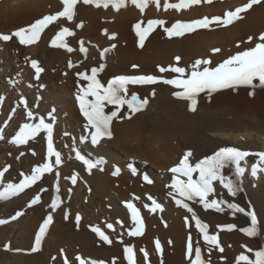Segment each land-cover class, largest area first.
Here are the masks:
<instances>
[{"label":"rangeland","instance_id":"rangeland-1","mask_svg":"<svg viewBox=\"0 0 264 264\" xmlns=\"http://www.w3.org/2000/svg\"><path fill=\"white\" fill-rule=\"evenodd\" d=\"M161 2H162V4L159 8H157L156 13H159L161 7L163 8V4H164L165 0H160V3ZM168 2L169 3H175V2H177V0H168ZM206 4H208V3L203 2V0H202V2L200 4L193 5L191 7V9L190 8L188 10L184 9V10H182V12L184 11L183 13H180L181 11H179V12L176 11V14H177V16H179L180 19H182L183 17L188 18V19H192L195 17V16L192 17V15L195 14V13L191 12L192 9L194 7H197V8L200 7L199 9L201 10L202 8H206V7H203V6H206ZM235 6L237 7L240 5L236 4ZM235 6H234V8H235ZM227 10H233V7L228 6ZM191 13H192V15H191ZM181 15H185V16H181ZM186 15H188V16H186ZM204 15H206V14H204ZM153 17H156V16H153ZM104 18L105 17L102 16V19H100L98 23L105 22ZM156 18L166 21V26H170L171 22L173 21L171 19H168V17H166V16L163 18H161V17H159V18L156 17ZM141 20H142V18L131 23L130 28L132 29V31H134L133 26L138 21H141ZM147 20H149V19L146 18L145 21H143V23L146 24ZM67 21H68V24L70 23V25L67 24L66 26L65 25H62V26L68 27L73 33L76 30L75 28L80 30L83 27V26L77 27V25L81 24V22H82V25L84 24L86 27L92 26L91 27L92 30H95V29L97 31L99 30L98 25L87 24L88 22L85 21L84 19H81V18H78V19L73 18L72 21H69V20H67ZM78 21H79V23L76 25V22H78ZM54 24H58V22H56ZM105 24L106 23H103L101 26H99L101 28L99 31V34L101 35V33H102L101 36L103 38H105V39L102 38V41H100V42H98V40L91 41L89 39H88V41H89L88 42L87 36H89V35L86 34V36H85L84 35L85 33L82 30H80L79 35L82 37L81 38L79 37V40L76 37L73 40V47H71V48L75 49L73 51V54L74 53H84V56H86V55L87 56L83 58L84 60L81 59V61L79 62L80 59H78V58L76 60L73 59V57H72L73 54H72L70 56V60L72 61L74 66L71 68L68 67V64L66 65L67 60L62 61V63H59L58 59L56 60V58H55L53 60L54 62L50 63L48 58H46V56H48V54L44 53L42 55V53L39 52L40 48H38V46L36 47L37 50L35 48V51L32 52L28 48V46L20 45L18 42V39H16V38H13L9 42H1V44L5 43L6 47L0 46V48H1L0 51L3 52L4 49H6L7 47L10 48L11 49L10 52L12 53L11 57H13V58L12 59L10 58L11 59L10 61H8L7 59L5 60V58L0 61V93H1L0 95L5 97L3 105L0 106V108H1L0 109V115L2 114L0 116V118H2L1 123H0V127L3 126L6 128L5 134L3 136H0V138L5 139L4 140L5 148H1V150H0V169H2L5 165H11L9 172L5 174V179L4 178L0 179V187H2L4 183H7L9 181L19 182L20 179H22V175H21L22 173L23 174H30L31 169L34 166L44 162L47 158V156H46L47 155L46 133H41L37 138L31 140L27 145H23V146H15L9 142L11 139V136L14 135V133L16 131L19 130V127L23 123L34 122V120H30L26 117L27 109L19 103L21 98H24L27 101V108L31 109L34 112L35 117L45 116V118L47 119V113L49 111H51L53 108H55L56 120L53 122L54 123V133H53L54 147L62 153V157H63V163L60 166H58V171L60 172L59 193H57L55 186H54L55 182H56L55 172L48 173V174H45L44 177L40 181H38L36 185H33L29 189H26L23 194H20L15 198H10L7 201V204L5 207H0V219H5V220L9 221L8 223L0 224V251H2V252H0V259H1L0 263L1 264H9V263L13 264V262H14V264H24V263L26 264L29 261L30 255H33V254L35 255L38 253L43 255L46 252H47L48 257L50 259L47 258V261L45 260V264L48 261H50V262H48L47 264H64V262H63L64 256L68 257L70 264H78V262L75 260V257L77 254L81 255L85 259L91 258V259H97V260H104V261L109 262V263L112 262L111 261L112 259L108 261V260L102 258L101 256L99 258L96 255H91V254L87 255L85 253V251L79 245L80 240L76 241L72 238H69V236H68V234H71L80 228V227H77L76 222H75V216L77 214H79L81 216V221L79 223V226H82V224H84L86 219H87L85 216L86 215L85 212L87 210L86 209V207H87L86 201H84V199H82L81 193L85 190L87 193L90 194V193H92L91 191H93V189H94L93 184L88 180L89 179L88 174H90V173L86 170V167L83 165V163L81 161H78L75 159V153L73 151V147L79 148L81 150L82 154H84L87 158H91L93 160H95L97 158H103V160L105 161V163L103 164V167L107 164H111L114 167V171L118 167L120 169L119 173L126 172L127 176L130 175L128 177H131L133 179L137 178V184L140 186V188L144 189L145 186L151 184V183L146 182L143 179L145 174H147L149 176V179L152 182L156 178H158V179L160 178V180L163 181V186L164 185L165 186H164V189H162V191H160V193H155L153 190H149L146 193L138 190V193H135V191H133L134 189L129 190V188H132L131 184L133 182L130 184H128V182L125 183L127 185V186L126 185L125 186L128 189H127L126 193H123L122 195L118 192H113V189H111V191L109 190V192H106L105 194L102 193L101 190H98V194L100 196L103 195L100 197L101 199L99 200V202L102 205H104L105 208L111 209L113 202H111L112 200H110V198H108L107 195H108V193L109 194L115 193V196L119 198V199L117 198V200L118 201L120 200L119 201L120 204L123 203L125 205V203H124L125 201H132L138 208H140V210H142L144 208V202L149 201L148 200L149 195L152 196L154 199L157 198L158 196L162 195L164 198H166V203H165L163 208L165 211L167 210L169 212L168 216L169 215L172 216L175 213V215L172 217H176L179 214L181 225L182 224L184 225V226L182 225L183 228L181 227L182 231L184 232L183 233L184 236H182V238H184V245H185L184 246V256H183L184 260H183L182 264H188L189 263V258L186 256V248H187V242H188L189 235H192L191 236L192 242L194 241V243L195 242L197 243L198 242L197 237H200V233L198 232V229H196V227L194 225L195 223H193L194 221L189 219L188 224L186 225V223H185V217L187 216V217L191 218V214L188 213L187 210L177 207L176 204H174L175 202L172 200V198L168 196L169 191H171L169 185L171 184V182L174 178V174L170 171V169L179 163V161L183 157L185 151H187L189 149L192 151V156L189 158V161L193 165L196 162H198L200 159H202L204 156L211 155L213 152L218 150L220 147L231 146L232 144L233 145L231 147H238L241 150H245V151L255 152V151L264 150V148H263V146H264V143H263L264 135H261L259 133H258L259 138H261L262 141L260 139L257 140L258 144L257 145L254 144L255 146L253 145L252 150L249 149V147H247V149H246V147L244 148L241 146L240 140L243 137H242V135L240 136V134H242V133H239L240 131L239 132L231 131L230 135L226 139L227 140L226 145L225 144L224 145H218L219 144L218 141L216 142V140L214 138H213L214 141L210 140V138L208 136H206L205 134H202L201 132L198 133V135H197V133H193V134H191L192 138L191 137L187 138V140H188L187 145L178 151L179 153H178V155H176L177 159L175 158V161H173L170 164V166L168 163H165V166H161V168L160 167L158 168L155 166L156 165L155 162L157 163V161L155 159H152V160L141 159L142 157L138 156L139 153H142L143 147H145V149H144L145 151H146V148L148 149V147H147V144L144 142H141L143 144L142 147H138V145H137L138 143L136 142L135 139H133L129 144H127L123 148L115 147V146H112L109 143H107L109 138L102 139L98 145H94V146L90 143V140L85 142V144L84 143L81 144L80 143V137L82 135H86L87 132L84 131V128H82L84 126L80 125V123L81 124L83 123V125H85L87 123V121L84 118V116H81L82 113L79 110L78 102L75 98V93H76L78 87H85L87 84V81H84L82 78H80L77 75L78 72L84 71L90 75L91 74V68L99 67V65L101 63H104V64H106V67L101 72H99L97 74V78L101 81V83H103L105 85L107 84L109 79H111L114 76H118V75H142V74L147 75V74H151V75H158V76L162 75L166 79L174 78V77H177L179 75L177 73L173 74V72L170 74H168V72L160 73L158 70V67L153 68L152 66L150 67L149 65H142L141 66L138 64L139 67L137 69H133L132 65L137 64V62H134L133 64L131 63L129 65L127 64V66H123L121 64L115 63V61H114V56L116 53L115 51H116V47L118 45L117 43H119L118 41H116L117 40V31L116 30L114 31L113 29L111 30V28L109 26H107V24L106 25ZM13 27H15V26H13ZM13 27L7 28V31H1L0 33H5V34L11 33L12 30H15L19 27H24V26L20 25L14 29H13ZM10 29H11V31H9ZM105 30H107V35L105 34ZM57 32H53V33L48 35L47 44L51 45L50 40L52 38H50V36L52 34L55 35ZM82 32H83V34H82ZM115 32H116L115 38L110 39L109 37L111 36V34L115 33ZM74 35H75V33H74ZM73 36H69V37L74 38ZM136 38H137V43H138V37L136 36L135 31H134L133 39L135 40V42H136ZM81 41L83 42V46L86 50L88 47H92L94 49L93 51L97 54L96 57L99 56V60H98V58H97V60L94 58L95 54L89 53L91 48H88L86 54H85V52H82L80 50ZM76 43H77V45H76ZM113 44L115 45V47L112 48V50L110 52H108L106 54V56L102 59L101 55H100L101 51L105 48L111 47ZM15 46L16 47H18V46L27 47L24 50L22 49V56L20 57L21 60H20V58H18L16 56V52L14 51ZM51 47L55 48L53 46H51ZM23 51H24V53H23ZM51 51H53V50H51ZM33 54H35V55H33ZM5 55L8 56V53H6ZM26 57L28 58L27 60H26ZM109 57H110V59H108ZM32 59L37 60L39 62V65L44 69V71L40 74V78L38 80L34 77L35 76V70L31 67V64H30V61ZM47 63H50L49 66ZM18 66H19V68H17ZM84 67H86V68H84ZM16 69H17V71H16ZM24 71H26V72H24ZM22 72H24L25 76L27 77V78H23L24 80L21 79L22 74H23ZM135 72H137V73H135ZM13 81L15 83H13ZM40 85H44V87H40ZM62 85L64 88L62 87ZM5 87H6V91H5ZM159 87L174 88L173 86L167 85L164 83H157L155 85H129V94L137 93L142 99L147 97L148 100L150 101V99L154 97V96H152L153 90H155V95H156L158 93V91L160 90ZM65 89H66V91H65ZM258 90H259V88H257V90H255L254 96H249L248 92L250 91V89H248V88L240 87L238 90H235V91L228 89L225 91L223 90L224 92L220 91V95H219V92H218V94H216V93L212 94L211 99H215L216 97L228 98V96H230L229 98H232V99L234 98V100H237V99H239V97H242L243 102L253 103L257 100L258 93H259ZM60 91L66 95L67 101L72 102V104L75 106V108L72 106V108H74V111H75L74 113H65L62 110L60 104L57 102L58 98L55 100V97H58V95H59L58 92H60ZM6 92H7L8 96H7ZM205 97H206V95L204 93H201V95L199 96V98H205ZM7 99H8V101H7ZM89 99H91V97H89ZM7 105H9V106H7ZM187 106H188V103H187ZM13 108L16 109V112H15L16 115L15 114L12 115L9 122L5 125L3 122L8 120L9 114ZM145 109H143L141 111L143 112V111H145ZM112 110H113V106H111V105H108L105 108L106 112H110ZM17 111L18 112L20 111V112L18 113ZM152 111H153V113H151V117H152L151 122H152V120L157 122L159 120V117L156 116V113L159 112V108L156 107V109H154ZM164 111H163L164 114L172 117L171 111H169L168 109L164 110ZM166 111H168V112H166ZM222 111L224 114H225V112H228V111L230 112L229 109H223ZM126 112H127V107L125 106L124 108L121 109V114H125ZM135 114H137V113H135ZM135 114L132 115L131 119H128V120L135 119V122H136V118H135L136 115ZM230 114H231V112H230ZM79 115H80V118H79ZM227 115H229V114H227ZM177 119L178 118H176L175 121ZM114 121L120 122L121 120H114ZM178 121H180V120H177V122ZM75 128H77V129H75ZM150 129H152V127L148 124V125L143 126L142 130H144L143 132L145 134H149V132H151ZM197 132H198V130H197ZM65 133H67L68 135H65ZM172 133L173 132L171 129H168V130L166 129L161 134H164L163 136H166L165 138L166 139L168 138L167 140L172 139L171 141L173 143L175 142L174 144L178 145V144H182L184 142L183 140H185L186 136L182 137V134L174 135ZM253 133H255V132H253ZM235 134H237L239 136L236 137ZM198 138H199V140H198ZM203 138H205V139H203ZM255 138L256 137L252 136L250 140H256ZM103 140H105V141H103ZM149 140L151 142L150 145L154 146L155 143L153 142V139L150 138ZM74 141H75V144L73 143ZM206 143H208V144L210 143V144L208 145ZM212 143H214V145ZM210 145L212 147H209ZM103 146L105 147V149L100 150L101 148H104ZM205 147L206 148L208 147L209 149L208 148L205 149ZM213 147H215V148H213ZM93 148H94V150H93ZM97 148H99V153L97 152V150H98ZM153 148L154 147H151L150 149H153ZM101 151H103V152H101ZM33 152L35 153V155H33ZM149 152L151 154L155 155L153 150H150ZM20 153H24V155L21 156ZM95 153H96V156H95ZM108 153H110V154H108ZM113 154H114V156H110ZM149 156H151V155H149ZM156 157H157V155L155 156V158ZM252 162H254V158H249V160L247 159L245 161V164L249 165V169H250V164ZM129 164L133 165L136 168L135 174H133L131 169L128 167ZM64 166H65V169L63 168ZM97 169H99V168L93 169L92 172L97 171ZM227 170L228 171L224 170L225 175L229 174L230 170L229 169H227ZM114 171L111 170V173H109L110 176L113 177L112 178L113 180H111V183L114 182L113 183V184H115L114 186L118 188V186H119L118 181H117V179L115 181V178H114L115 176L118 177V175H112V173ZM247 173L248 172L246 171V175L242 177L243 179H245V181H248L251 177H252V179H250L249 181L259 180V179H262L264 176V173L258 174L255 177L250 174L251 172H249V174H247ZM73 174H78V181L75 185H73L71 183V180L68 179V177H71ZM180 178L186 179L185 177H180ZM193 179H198V173L193 174ZM243 179H242V181H244ZM113 184H112V186H113ZM89 188L91 189V191H89ZM41 189H47V191L42 192ZM69 189H71V191H69ZM37 193H39L41 196L40 203L38 205H35L32 207H27V204L30 201V199L34 195H36ZM119 194H120V196H119ZM57 195H59V197L62 199L63 203L61 204V206L58 209L53 210L50 207L51 201ZM218 195H220V196L216 195V197L221 198V194H218ZM136 197H139L140 200L138 199L139 200L138 201L136 199ZM167 198H170V199H167ZM223 199H225V198H223ZM230 202L237 203V201H231V200H230ZM189 203H190V206L193 207V209L197 212L198 216L204 222H206L208 225H209V223H208L209 220L207 218L208 213L212 212V214L221 215V218H223L225 220V221L219 220L220 222L217 223V226L218 225H226V224H235V225H237V227L234 230H238L239 228L241 229V228L247 226V225H241L240 227H238V224L235 222V218H234L232 210H229L227 208H225L224 212L218 213V212H215L214 210H211V209L204 210L203 206L200 205L199 203H196V202H189ZM172 204H173V206H172ZM140 205H142L143 207ZM175 206H176V208H175ZM166 207H167V209H166ZM174 210H176V211L174 212ZM17 211H23L25 214L23 216L19 217L18 219H16L15 221L10 220V217L12 215H14ZM65 211H68L70 213L68 219H65ZM180 211L183 214H180ZM246 211H247V207H246ZM50 212L53 215V223L51 225H53L55 227H53L52 229L49 228L46 236L44 237V239L42 241L41 250L37 253H30L27 250H29L30 247L34 243L35 233L38 231L39 225L42 223L43 219ZM161 214L160 213L158 215L153 214V216H154L153 219L158 218L157 221L159 223L157 225L161 226L162 229L165 231V230H167L168 226L170 225L169 223H171L173 218H171L170 216L169 217L166 216L167 218L164 217L163 219H161L160 218ZM237 214H239V212H237L236 215ZM181 215H183V218ZM33 218L36 220V222H34L35 220ZM245 218L247 220L249 219L247 216H245ZM91 219H92V221L89 222L86 225V227L89 229H92V227H98V226L100 228L103 227L102 230H106V233L110 235V238L113 239V241L115 243L123 245L122 250H121L122 252H123V248L125 246H132L134 248V250L136 251L137 264H152L151 261L153 259H154V261H157V264H161V260H162V264H165L164 263L165 249H166V251L168 249L170 250L172 243H169V241H171V238H170L169 234H166V233L160 234V232L159 233L154 232V229H156L157 225H154V227L152 226L153 227L151 229L152 232L150 233L148 238H145V237L141 238V236L132 237V236H129L128 234L126 235L124 230H123V227H121L120 225H116V220H114L110 216L109 217H107V216L92 217ZM108 223H113L114 225H116L115 228L114 229H107L106 226ZM192 223H193V225H192ZM249 224H250V222H249ZM131 227H132V222H131L130 228ZM210 227H212V226L209 225V233L210 234H216V235H218V238L222 237L220 235L221 234L220 233L221 228L216 229L217 231L216 230L214 231V229H212ZM221 230H226V229H221ZM91 232H93V231L91 230ZM185 232H187V234ZM112 233H113V235H112ZM193 233H194V235H193ZM58 235H59V237H58ZM195 237H196V239H195ZM262 237H264V234L261 235V239H262ZM156 239H159L161 242V245L163 248L162 257H161V254L157 253L155 250V240ZM48 240L51 242L50 244H47L46 241H48ZM223 240H226V239H223ZM200 242H204V241H202L200 238L199 243ZM6 244H8L10 246L9 249H5L4 245H6ZM254 245L256 246L253 248L254 251L258 250L260 247H264L263 243L254 244ZM166 246L168 249L166 248ZM245 246L249 247L247 244H240L239 245L240 251L236 252V254L234 255V258L232 260H229V259H231V258H229L231 255L226 257V258L225 257L223 258V256L221 255L220 258L216 257L214 264H245V262H243V261L238 262V260H237V258L239 257L240 254L247 252V248ZM220 247L223 248L222 245H220ZM16 249H21L22 251L17 252V251H15ZM61 249L64 250L63 254L61 253ZM140 249H145L149 253L148 262L145 261L143 253L140 252ZM169 250H168V252H170ZM214 250L215 251L218 250L217 251L218 253H222L219 251L218 248L217 249L214 248L213 251ZM244 254H246V253H244ZM249 255L251 258L252 257L251 255H254V254H249ZM52 257H55L56 259L53 260ZM111 257H113V255H111ZM227 258H229V259H227ZM253 258H254V256H253ZM2 259H3V261H2ZM122 259H123L124 264H127V261L124 257V253H123ZM12 260H14V261H12ZM225 260H227V261H225ZM1 261L4 263H2ZM5 262H7V263H5ZM116 264H118V262Z\"/></svg>","mask_w":264,"mask_h":264},{"label":"bare ground","instance_id":"bare-ground-1","mask_svg":"<svg viewBox=\"0 0 264 264\" xmlns=\"http://www.w3.org/2000/svg\"><path fill=\"white\" fill-rule=\"evenodd\" d=\"M246 1L247 0H212V3L206 4V6H203L206 8H202L201 10L199 9L200 7H198V8L194 7L191 12H193L195 14L192 15V13H191V15H192V17H194V16L195 17L192 19L201 18L203 16L211 17L213 15H222L223 12L227 10L228 6L233 7V10H234L235 9L234 6L236 4L242 5ZM161 4H162V2L160 3V6H161ZM62 8H63L62 0H0V32L1 31H7V28H10L13 26H15V27H13V29L16 28L17 26H20V25L21 26H27V25L33 23L36 19L42 18L43 15L54 14L57 11H61ZM156 12H157V6L154 3H149V5L146 7L144 13L142 14L138 8H136L132 5H128L126 8L121 9L119 12H117L114 9H112L111 6L107 9H104L103 7L98 9L95 6L85 5L83 2H78L77 6L75 8V15H74L75 17L74 18L84 19L85 21L88 22L87 24L98 25L99 30L97 31L96 29L92 30L91 29L92 26L86 27L83 24V27L80 30H82L85 33L84 34L85 36H86V34L89 35V36H87V41H88V39L91 41H95V40H98V42L102 41L103 37L101 36L102 33H101V35L99 34V31L101 29L99 26H101L103 23H106L107 26H109L111 28V30L113 29L114 31L115 30L117 31V40L116 41H118L119 43L116 42L118 45L116 47V51H115L116 53L114 56L115 63L121 64L123 66H127V64L129 65L131 63L133 64L134 62H137V65L139 64L141 66L142 65H149L150 67L152 66L154 68V67H157L159 65V66L167 67L170 64H177V62L175 61L174 58L176 56H179V57H181V60L179 61L178 66L184 67L187 70L186 73L184 74L185 77L187 76L188 72H190V65L197 58H209L210 57L211 61H212L210 66L215 67L218 63L222 62L224 59H227L229 56L234 55L237 52L246 50L248 48L254 47L255 43L259 42V40H258L259 34L264 32V2H262L261 4L254 5L246 13L242 14L243 19L236 21L235 23H233L230 26L216 27L215 25H213L210 29L197 30L196 33L186 34L184 37L168 38L167 35L163 31V27L157 26L155 28V30L146 39L144 47H139L138 43H137V38H136V42L133 39L134 31H132V29L130 28L131 23H133V22H135L141 18H142L141 21H145L146 18L157 19L156 17L163 18L165 16L168 17V19L173 20L171 23L175 22L176 20H185L186 21L188 19V18H184V17L182 19H180L179 16H177V14H176V10H174V9L165 10L164 8L161 7L159 13H156ZM183 12L181 10L180 13H183ZM204 14H206V15H204ZM102 16L105 17L104 18L105 22L98 23L99 20L102 19ZM153 16H156V17H153ZM181 16H185V15H181ZM186 16H188V15H186ZM188 20H191V19H188ZM54 23H56V21L52 22L42 32L41 38L36 44L29 45L28 48L33 52V51H35V48L38 46V48H40L39 52L42 53V55L44 53L48 54V56H46V58H48L50 63L54 62L53 60L56 58V60L58 59L59 63H62V61L67 60L66 61V65H67L69 62L68 60H70V56L73 54V51L75 49H73L72 53H69L66 49H63V48H58V47L52 48L51 45L47 44V38H48L49 34L59 31L60 28L63 27L62 25L66 26L68 24V21H67L66 17H62V18H59L58 24H54ZM78 23H79V21L76 22V25ZM68 25H70V23ZM75 29H76L74 31L75 35L73 36L74 38H71L69 36L65 37V41L68 43V45L70 47H73V40L76 37L78 40H79V37L80 38L82 37L79 35L80 30H78L77 28H75ZM9 31H11V29ZM83 32H82V34H83ZM52 35L50 36V38H53L56 34L55 35L52 34ZM248 36H252L253 40L248 41V39H247ZM103 39H105V38H103ZM76 45H77V43H76ZM0 46L6 47L5 43L1 44V42H0ZM213 47H218L221 49V51L219 53L213 54L210 51ZM26 48L27 47H23V46H18V47L15 46L14 51L16 52V56L18 58H20L22 56V49L24 50ZM88 48H91L89 53L95 54L94 58L96 60L98 58V60H99V56L96 57L97 54L93 51L94 49L92 47H88ZM88 48H87V50H88ZM36 50H37V48H36ZM51 50H53V51H51ZM10 51H11V49L8 47L6 49H4L3 52L0 51L1 52L0 53V61L4 58H5V60L7 59L8 61H10L13 58V57H11L12 53ZM6 53H8V56L5 55ZM23 53H24V51H23ZM33 55H35V54H33ZM86 56H84V53H74L72 55L73 59H75V60L77 58L80 59L79 62L81 61V59H83ZM108 59H110V57ZM20 60H21V58H20ZM50 63H47L48 66ZM17 68H19V66ZM84 68H86V67H84ZM16 71H17V69H16ZM24 72H26V71H24ZM24 72H22L23 73L22 78H21L22 80H24L23 78H27L25 76ZM135 73H137V72H135ZM170 73H172V72L169 71L168 74H170ZM62 87H63V85H62ZM159 88H160V90L158 91V93L153 98L150 99L149 104L147 105L145 111H143V112L141 111V112H138L137 114H135L136 115L135 116L136 122H135V119H132V120L125 119L123 121L121 120L120 122L113 121V123H112L113 136H112V138L108 139V141L106 140L107 143H109L110 145L115 146V147L123 148L124 146L129 144L133 139H135L136 142L138 143L137 144L138 147H142L143 144L141 142H144L147 144L148 149L146 148V151H145L144 150L145 147H143L142 153H139L138 156H141L142 157V158L140 157L141 159H150V160L155 159L157 161V163L155 162V164H156L155 166L158 168L159 167L161 168V166H165V163H168L170 166V164L173 161H175L176 155H178V153H179L178 151L187 145V143H188L187 138L191 137L192 136L191 134H193V133H197V135H198V133L201 132L202 134H205L206 136H208L210 138V140L214 141V139H215L216 142L218 141V143H219L218 145H224V144L226 145L227 144L226 139L230 135L231 131H233V132H235V131L239 132L240 131L239 133H242V134H240V136L242 135V137H243L240 140L241 146L244 148L246 147V149H247V147H249V149H251V150L253 149L254 144H256V145L258 144L257 140H259V139L261 140V138H259V134L264 135V89L259 88L257 100L253 103L243 102L242 97H239V99H237V100H234V98L233 99L229 98L230 96H228V98L216 97L215 99H211V100H209L207 96L205 98H199L197 110L195 112H192V111H189V109L187 108L188 107L187 101L177 99L172 95V93L174 91H177V89L167 88V87H159ZM5 91H6V87H5ZM65 91H66V89H65ZM224 91H222V92H224ZM58 93H59V95H58V97H55V100L58 98L57 102L60 104L62 110L65 113H74L75 112L74 111L75 106L72 104V102L67 101L66 95L64 93H62L61 91ZM6 94H7V92H6ZM216 94H218V93H216ZM219 95H220V92H219ZM7 96H8V94H7ZM7 101H8V99H7ZM7 106H9V105H7ZM72 106L74 108H72ZM156 107L159 108V112L156 113V116L159 117V120L157 122L152 120V122H151V118H152L151 113H153L152 110L156 109ZM167 109L169 111H171L172 117L163 113V111L167 110ZM223 109H229L231 114L228 111L229 113L225 112V114H226L225 115L222 111ZM166 112H168V111H166ZM227 114H229V115H227ZM81 116H83V115H81ZM79 118H80V115H79ZM176 118H178L177 120H180L181 122L178 121L179 122L178 123L177 120L175 121ZM1 120H2V118H0V123H1ZM148 124L152 127V129H150L151 132H149V134H145L143 132L144 130H142V129H143V126L148 125ZM80 125L84 126L83 123L82 124L80 123ZM82 128H84V127H82ZM75 129H77V128H75ZM166 129L167 130L171 129L173 132L172 134H174V135L182 134V137L186 136L185 140H183L184 142L182 144L177 145V144H174L175 142L173 143L171 141L172 139L167 140L168 138L166 139L165 138L166 136H163L164 134H161ZM197 130H198V132H197ZM84 131H86L85 128H84ZM253 132H255V133H253ZM235 136L237 137L239 135L235 134ZM252 136L256 137L255 138L256 140H250ZM150 138L153 139V142L155 143L154 146L150 145V143H151L149 140ZM103 139H106V138H103ZM203 139H205V138H203ZM4 140L5 139L0 138V150H1V148H5ZM198 140H199V138H198ZM103 141H105V140H103ZM263 143H264V140H263ZM206 144H208V143H206ZM212 144L214 145V143H212ZM151 147H154V148L150 149ZM209 147H212V146L210 145ZM207 148L205 147V149H207ZM213 148H215V147H213ZM263 148H264V146H263ZM97 149H98L97 152L99 153V148H97ZM103 149H105V147L101 148L100 150H103ZM93 150H94V148H93ZM148 150L149 151L153 150L155 155L151 154ZM101 152H103V151H101ZM108 154H110V153H108ZM149 155H151V156H149ZM156 155H157V157L155 158ZM95 156H96V153H95ZM110 156H114V154L110 155ZM246 165L248 166V167H246V171L248 172L247 174H249V172H250L249 165L248 164H246ZM65 166L63 167L64 169H65ZM111 170L114 171V167L111 164H107L103 167V171L97 169V171H94L91 174H88V178H89L88 180L93 184L94 189H93V191H91L92 193H90V194L87 193L85 190L81 193L82 199H84V201H86V206H87L86 209L87 210L85 212V214H86L85 216L87 219H86L85 223L82 224V226H79L80 228L77 229V231H74L73 233L68 234V236H69V238H72L76 241L80 240L79 245L85 251V253L87 255H90V254L96 255L99 258L101 256L102 258H104L108 261L111 259L113 260V258H116V263L118 262V264H124L123 259H122L123 252L121 251L122 246H123L122 244H117L114 241L111 245L105 244L99 240L98 236L95 233L91 232V229L86 227V225L92 221V219H91L92 217H100V216H107V217L110 216L111 218H113L116 221L118 219L123 221V230H124L126 235H127V233H126L127 229H129L131 226L130 213L123 203L122 204L119 203L120 200L119 201L117 200L118 197L115 196V193H113V194L108 193L107 196H108V198H110V200H112L111 202H113V205H112L111 209H107V208H105L104 205H102L99 202V200L101 199L100 197L103 195L100 196L98 194V190H101V192L105 194L106 192H109V190L111 191V189H113V192H118L122 195L123 193H126V191L128 189L126 187L127 185L125 183L128 182V184H130L133 182L131 184L132 188H129V190L134 189L133 191H135V193H138V190H140L141 192H144V193L148 192L149 190H153L155 193H160V191H162V189H164L165 185L163 186V181H161L160 178L159 179L156 178L153 180V182L150 185L145 186L143 189V188H140V186L137 184V178L133 179L131 177H128L130 175L127 176L126 172H122V173L118 174V177H116V176L114 177L115 181H116V179L118 181L119 186L117 188L114 186L115 185V184H113L114 182L111 183V180H113L112 179L113 177H111L109 174V173H111ZM225 170L228 171L227 169H225ZM245 175H246V173H245ZM4 179H5V177H4ZM250 179H252V177ZM243 180L244 181H242V191L240 193H238L237 196H235V197H230L227 193V190L223 189L222 186H220L218 182H215L214 187L216 188V195L220 196L218 194H221V198L223 197L229 201L230 200L231 201H237L238 205L243 207L245 210H246V207H247V210L254 209L258 215L259 228H260L261 235H263L264 234V176L262 179L254 180V181H249V180L245 181V179H243ZM112 184H113V186H112ZM120 194H119V196H120ZM161 196H158L155 199L158 202H160L164 207V205L166 203V198H164L163 196L161 197ZM167 199H170V198H167ZM6 204H7V202H0V207H5ZM145 204L150 205L151 201H145L144 205ZM140 206H142V205H140ZM172 206H173V204H172ZM175 208H176V206H175ZM166 209H167V207H166ZM166 211L164 210L163 212L157 211L155 213H152L145 207L141 210L142 218H143L144 223H145V231H144V234L141 236V238H144V237L148 238L150 233L152 232L151 229L154 227V225H157L159 223L157 221L158 218L153 219V217H154L153 214L158 215L159 213L160 214L162 213L160 215V218L163 219L166 216L167 217L170 216V215L168 216L169 212L168 211L166 212ZM175 211L176 210H174V212ZM180 214H183V213H181V211H180ZM174 215H175V213H174ZM174 215H172V216H174ZM172 216H170V217L173 219H172L171 223H169L170 225L168 224L169 226H168L167 230L164 231L161 226L157 225L156 229H154V232H157V233L160 232V234H163V233L169 234V236L171 238L172 246H171L170 250L166 246V248L170 252H168V250L166 251V249H165L164 263L165 264H182V262L184 260L183 256H184V246H185L184 245V238H182V236H184V234H183L184 232L181 229L183 224L181 225L179 214L176 217H172ZM181 216L183 218V215H181ZM207 218L209 220V222H208L209 225L212 226L210 228L214 229V231L216 229H220L217 227V223L220 222L219 220H224L223 218H221V215L212 214V212L208 213ZM234 218H235V222L238 224V227H240L241 225L249 226V222H250L249 219L250 218L248 219L249 220L248 221L245 218V215L243 213H241V214L239 213L237 215L235 214ZM189 219H191V218H189ZM34 222H36V220ZM193 223H195V222H193ZM193 223H192V225H193ZM53 227H55V226L51 225L49 228L52 229ZM102 228L103 227H101V229ZM239 229L238 230H232V231L220 229V233H221L220 235L222 237L218 238V240H219V244L222 245L224 248L222 253H218L217 252L218 250L217 251L212 250L211 253H209L207 250V245L204 242H200L199 246L201 247L202 257L206 260L207 259L210 260V262L212 264H214L216 257L220 258L221 255L223 256V258L224 257L226 258V257L231 255L229 257L231 259H229V258H227V259L232 260L234 258V255L236 254V252L240 251V247H239L240 244H247L252 249L254 247H256L254 244H261V243L264 244V239L263 238L261 239V235L257 236V237H249L246 234H244L243 232H241ZM185 233L187 234V232H185ZM59 235H58V237H59ZM112 235H113V233H112ZM193 235H194V233H193ZM197 238H198V242L200 241V238L203 241L202 234H200V237H197ZM195 239H196V237H195ZM223 239H226V240H223ZM49 240L46 241L47 244L51 243ZM195 246H196V242L194 243V241H193V247L195 248ZM0 252H2V251H0ZM244 253H246L248 255L250 254L248 252H244ZM111 255H113V257H111ZM251 256H252L251 258H253L254 255H251ZM47 258H49L47 252L44 253L43 255H41L39 253L35 254V255L33 254V255L29 256V261L26 264H45V260L47 261ZM2 261H3V259H2ZM12 261H14V260H12ZM225 261H227V260H225ZM48 262H50V261H48ZM48 262H46V264ZM151 262H152V264H157V261H154V259ZM2 263H4V262H2ZM5 263H7V262H5ZM13 264H14V262H13ZM109 264H111V263H109Z\"/></svg>","mask_w":264,"mask_h":264},{"label":"snow or ice","instance_id":"snow-or-ice-1","mask_svg":"<svg viewBox=\"0 0 264 264\" xmlns=\"http://www.w3.org/2000/svg\"><path fill=\"white\" fill-rule=\"evenodd\" d=\"M78 2H83L85 5L95 6L96 8L103 7L107 9L111 6L112 9L119 12L121 9L126 8L128 5H132L139 9L143 14L149 3H154L157 8L160 7V0H62L63 8L61 11H57L54 14H45L42 18L36 19L33 23L19 27L13 30L11 33H0V42H9L13 38L18 39L20 45L29 46L36 44L40 38L42 32L54 21L59 22V18L66 17L67 20L72 21L75 15V8ZM202 0H177L175 3H169L165 0L163 8L165 10L174 9L181 11L189 9L193 5H198ZM206 3H212V0H203ZM264 2V0H247L240 6L235 7L234 10H226L222 15H213L211 17L203 16L201 18L191 20H176L171 23L170 26H166V21L162 19H149L144 24L143 21H138L133 27L136 36L138 37V46L144 47L145 41L148 36L155 30L157 26L163 27L164 33L168 38L184 37L186 34H194L197 30L210 29L213 25L216 27H227L243 19L244 13L251 9L254 5H258ZM82 23L77 27H82ZM107 35V30H105ZM74 33L68 27H61L60 30L50 41L51 46L66 49L69 53L73 49L65 41L66 36H73ZM116 33H112L110 39L115 38ZM248 41H252L253 37L248 36ZM259 42L255 43L254 47L237 52L234 55L229 56L222 62L218 63L215 67H211V58H197L190 65V72L185 77L186 69L178 66L181 57L176 56L174 59L177 64H170L167 67L157 66L160 73L173 72L179 74V76L166 79L160 75H118L108 80L107 84L101 83L97 78V74L101 72L106 64L101 63L99 67L91 68V74H87L84 71L78 72L77 75L84 81H87L85 87H78L75 98L78 102L79 110L86 119L87 123L84 125L87 134L80 137V143L83 144L90 140L92 145H98L103 138H112V123L114 120L130 119L132 115L145 109L149 103L147 97L141 98L137 93L129 94V85H155L157 83H164L173 86L177 91H174L172 95L181 100L188 102L189 111L195 112L199 103V96L204 93L209 100L212 98L213 93H218L223 90L231 89L233 91L238 90L240 87L250 89L249 96L255 95L257 88L264 89V32L258 36ZM112 45L109 48H105L101 51L100 55L103 59L108 52L114 48ZM80 50L87 53V50L83 46L81 41ZM211 53L216 54L221 51L218 47H213ZM28 58L26 57V60ZM31 67L35 70V78L38 80L40 74L44 69L39 65V62L35 59L30 61ZM71 60L68 62V67H73ZM139 65L133 64L132 68L137 69ZM13 83H15L13 81ZM79 83V82H78ZM44 87V85H40ZM152 96H155V90L152 92ZM91 97V99H89ZM5 97L0 95V106L3 105ZM19 103L23 105L26 111V117L34 122H25L19 130L11 136L10 143L15 146L27 145L31 140L37 138L41 133H46L47 141V158L44 162L34 166L31 169L30 174H21L22 179L19 182H7L0 187V202H7L10 198H15L20 194H23L26 189L36 185L45 174L55 172L56 182L55 189L59 193L60 185L59 178L60 172L58 166L63 163L62 153L54 147V121L56 120L55 108L47 113V119L45 116L35 117L34 112L27 108V101L21 98ZM111 105L113 110L106 112L105 108ZM127 107V112L121 114V109ZM16 109L13 108L9 114L8 120L4 121L6 125L14 115ZM6 132L5 127H0V136H3ZM65 135H68L65 133ZM75 144V141L73 142ZM75 153V159L81 161L86 167V170L91 174L93 169L99 168L103 171V164L105 161L103 158H97L95 160L87 158L82 154L79 148L73 147ZM24 155V153H20ZM33 155L35 153L33 152ZM192 156V151L189 149L185 151L183 157L179 163L170 169L174 174V178L169 185L171 191L168 196L172 198L176 206L187 210L191 214V220L195 222V227L198 232L202 234L203 241L207 245L209 253L214 248H218L220 252H223V248L220 247L218 235L209 233V225L204 222L197 214V212L190 206L189 202H196L203 206L204 210H214L215 212H224L225 208L232 210L233 215L237 212L243 213L250 218L249 226L239 229L241 232L249 237H257L261 235L259 228L258 215L254 209L245 210L237 203L230 202L223 198H216V188L214 183L218 182L223 189L227 190L230 197L237 196L242 191V177L246 173L245 161L249 158H254V162L250 164V172L252 176L264 173V150L260 151H245L238 147L225 146L220 147L211 155H207L196 162L194 165L190 163L189 158ZM133 174L136 173V168L129 164ZM11 165H5L0 169V179L5 177V174L9 172ZM229 169V174L225 175L224 170ZM120 169L117 167L112 175H118ZM198 173V179H193V174ZM185 177L186 179H181ZM71 183L75 185L78 181V174H73L68 177ZM143 179L152 183L147 174ZM41 191H47V189H41ZM71 191V189H69ZM89 191L91 189L89 188ZM138 200L139 197H136ZM148 200L151 204H145L144 207L150 212L155 213L157 211L163 212V205L154 199L152 196H148ZM41 201L39 193L34 195L27 204V207L38 205ZM63 203L62 199L57 195L51 201V209H58ZM125 206L130 213V220L132 227L127 229V234L132 237L142 236L145 231V223L142 218L141 210L132 201H125ZM23 211H17L10 217V220L15 221L19 217L23 216ZM70 213L65 211V219L69 218ZM81 221V216L77 214L75 216V222L77 227ZM8 220L0 219V224L8 223ZM189 222V217H185L186 225ZM53 223V215L50 212L39 225L38 231L34 236V243L30 247V253H37L41 250L42 241L46 236L49 226ZM116 225L123 227V221L117 220ZM113 223H108L107 229H114ZM218 228L232 231L236 229L235 224L218 225ZM98 236L99 240L105 244L111 245L113 239L106 233V230H102L100 227H92L91 229ZM264 238V237H262ZM171 243V241H169ZM5 249H9V245H4ZM247 252L254 254V258H250L248 254H240L237 258L238 262L243 261L245 264H264V247H260L258 250H253L247 247ZM155 250L157 253L163 254V248L159 239L155 240ZM15 251L20 252L21 249ZM64 250L61 249L63 254ZM143 253L146 262L149 260V253L145 249H140ZM124 257L127 264H137L136 251L132 246H125L123 248ZM186 256L189 258V264H210V260H206L202 257L201 247L199 242L193 247L192 237L189 235ZM55 260V257H52ZM75 260L78 264H109L104 260L97 259H85L81 255L77 254ZM64 264H70L67 256L63 258ZM111 264H116V258H113ZM162 264V260H161Z\"/></svg>","mask_w":264,"mask_h":264}]
</instances>
